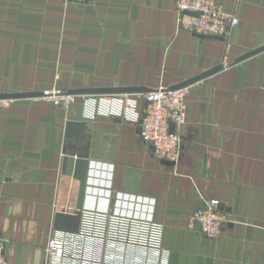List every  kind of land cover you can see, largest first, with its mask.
Instances as JSON below:
<instances>
[{"label":"crops","instance_id":"0c3cea01","mask_svg":"<svg viewBox=\"0 0 264 264\" xmlns=\"http://www.w3.org/2000/svg\"><path fill=\"white\" fill-rule=\"evenodd\" d=\"M239 26L228 39L178 28L175 0H0V237L6 264H264V0H220ZM190 87L180 155L165 165L143 143L141 94L216 67ZM76 94L64 109L36 99ZM67 122H82L90 163L62 171ZM216 201L228 221L206 239L189 216ZM63 243L47 260L49 239Z\"/></svg>","mask_w":264,"mask_h":264},{"label":"built area","instance_id":"2783aa9c","mask_svg":"<svg viewBox=\"0 0 264 264\" xmlns=\"http://www.w3.org/2000/svg\"><path fill=\"white\" fill-rule=\"evenodd\" d=\"M80 4L85 0H66ZM178 28L193 35L207 38L228 39L239 26L234 12L226 11L220 0H175ZM194 85V84H193ZM190 86L171 89L159 87L141 94L145 108L141 116L139 137L148 145L160 161L176 163L180 155V138L175 129L185 123L186 96ZM36 99H42L55 107L69 109L78 96L56 88L45 89ZM11 100L0 101L7 107ZM170 125L174 131L170 132ZM227 216L219 210L218 203L211 201L194 210L188 222L191 229L197 228L206 239L220 236L227 223ZM4 240L0 237V264H6ZM63 251V243L51 238L46 248L47 260L56 258Z\"/></svg>","mask_w":264,"mask_h":264},{"label":"water","instance_id":"95a60500","mask_svg":"<svg viewBox=\"0 0 264 264\" xmlns=\"http://www.w3.org/2000/svg\"><path fill=\"white\" fill-rule=\"evenodd\" d=\"M198 37H202V36H198ZM261 52H264V46L240 57L239 59L235 61V63L243 61ZM221 69L222 67L220 66L214 69H210L209 71L202 73L199 77L192 79V80H188L182 84L173 86L171 87V89H177V88L193 85L201 81L202 79L213 75L214 73L220 71ZM142 91H143L142 89H108V90H102V91L90 90V91H79L77 93L71 92L69 94H72V95H76V94H123V93H137V92H142ZM147 91L149 90H146V92ZM20 97H23V96H19V95L0 96V101L14 100ZM140 124H141V120L138 122V133H140ZM84 127L85 125L82 122H67L66 128H65V135H64L65 143L63 146L64 158L62 160V171L72 175L80 183L77 206H76L77 213L76 215H64V214L57 213L54 219L55 229H59V230L61 229V230L72 232V233L78 232L79 230L81 211L83 208L85 185H86L87 176L89 173V166H90V163L87 160L86 156L81 153L82 148H81L80 141L82 140V132H83ZM173 131H174V126L170 125V132H173ZM162 163L165 165L174 164V163L167 162V161H162Z\"/></svg>","mask_w":264,"mask_h":264},{"label":"rangeland","instance_id":"374dc122","mask_svg":"<svg viewBox=\"0 0 264 264\" xmlns=\"http://www.w3.org/2000/svg\"><path fill=\"white\" fill-rule=\"evenodd\" d=\"M50 89V88H49Z\"/></svg>","mask_w":264,"mask_h":264}]
</instances>
